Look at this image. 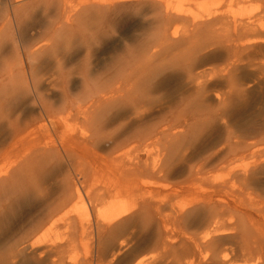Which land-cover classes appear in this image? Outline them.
<instances>
[{
    "label": "bare ground",
    "instance_id": "6f19581e",
    "mask_svg": "<svg viewBox=\"0 0 264 264\" xmlns=\"http://www.w3.org/2000/svg\"><path fill=\"white\" fill-rule=\"evenodd\" d=\"M236 1L237 10L204 13L195 0H0V264H113L134 230L140 241L115 263L151 248L175 255L172 264L190 246L201 264H231L227 250L258 255L248 239L264 235V112L252 111L244 87L249 68L262 67L264 27ZM137 17L139 34L95 63L96 46ZM182 113L186 128H172ZM59 117L76 146L57 145ZM104 126L123 135L109 146L129 148L113 181L91 192L72 179L84 170L73 160L103 141ZM173 168L200 189L205 177L209 190L169 213L168 187L147 179H169ZM89 212L98 237L82 227ZM173 223L184 227L177 243ZM81 245L96 246L95 258L71 255Z\"/></svg>",
    "mask_w": 264,
    "mask_h": 264
},
{
    "label": "rangeland",
    "instance_id": "374dc122",
    "mask_svg": "<svg viewBox=\"0 0 264 264\" xmlns=\"http://www.w3.org/2000/svg\"><path fill=\"white\" fill-rule=\"evenodd\" d=\"M197 3H198V5H200V7H199V11H203L204 9H206L207 11H203L204 13H214V11H215V13L216 12H218L220 9V11L221 12H223L224 10L225 11H231L233 8V10H237V8L236 7H238L237 6V1L236 0H231L232 2H233V4L230 2V0H195ZM226 1V2H225ZM228 1V2H227ZM242 1V0H241ZM205 2V3H204ZM251 2V3H250ZM188 3L187 2H185L184 3V5L186 6ZM192 4H194V3H191V6H194V5H192ZM202 5V6H201ZM222 5V6H221ZM224 6H227V7H225L224 8ZM236 6V7H235ZM245 6H248V7H246L245 8V11H249V13L251 14V15H256L257 16V18H259V19H256V16H255V18L253 19V22L257 25V26H260L261 28L262 27H264V0H247V2H245ZM227 8V9H226ZM202 9V10H201ZM216 9V10H215ZM217 9H219V10H217ZM247 9V10H246ZM212 10V11H211ZM224 11V12H225ZM261 17V18H260ZM261 19V20H260ZM141 22V23H140ZM262 23V24H261ZM139 24H140V27H139ZM143 25H144V20H142L141 18H135L134 20H132V21H130V22H128L126 25H123L122 27H120L121 29H119L117 32H115V34H113V35H111V37H109L107 40H105V42L104 43H102V44H100V45H97L96 46V50H95V55H94V57H93V60L95 61V63H101V61H102V59H103V61H105L107 58H109V56L114 52V50L119 46H121L122 45V43H124V41H126L127 39H129V38H131V36H133V35H135V34H139V32H140V30L142 29V27H143ZM32 33H34V31L32 32ZM264 58H262V59H260L261 61V63H262V67H260V69L258 70L259 72H254V70L253 69H250L249 68V72L251 73V74H249V78H247L246 79V83L245 84H247V86L245 85V89H246V87H247V89L248 90H250V92H252L253 94H255V98L251 101V105H252V111L253 112H258V110H259V112L261 111V112H264V60H263ZM102 61V62H103ZM262 69V70H261ZM258 73V74H257ZM75 83L77 84V78H74V80L72 81V86H74L75 85ZM28 108H29V111H32V109H31V107L30 106H28ZM26 109H27V107H26ZM235 110V109H234ZM111 112V111H110ZM112 113V112H111ZM111 115H114V112L111 114ZM185 113H182V114H179L178 115V117H176L170 124H171V126H172V128H178V127H181L183 124H184V128H186L185 126H186V121H185ZM112 117L113 116H111V119H112ZM115 117V116H114ZM72 120H73V118H72ZM105 121H109V119L108 118H106L105 117ZM184 121V122H183ZM72 122H74L75 123V125L77 124L76 123V120H73ZM127 122L128 123H130V121L129 120H127ZM74 123H72V124H74ZM79 123V122H78ZM57 128H56V133H57V145H59L60 146V148H62V150L63 149H65V148H63V147H65L64 145H65V143L66 144H69V145H71V146H76V144L78 143V142H75V143H73V141L71 142V140L69 139V132H68V125H69V122H66L63 118H61V117H59V119H58V121H57ZM109 124V123H108ZM173 124V125H172ZM82 125H84V124H79V125H77V126H80V127H82ZM77 126H74L76 129H77V131L79 130V132L81 133L82 132V130L84 129V127H83V129H80L79 127H77ZM88 127H86L85 129H87ZM108 128V127H107ZM105 128V126H104V130L106 129V130H108V131H110L111 130V128ZM110 129V130H109ZM117 130V128H113L112 130L114 131V130ZM120 129V128H119ZM122 129V128H121ZM90 129H88L87 131H89ZM101 131L99 134L101 135V137L103 138V141L100 143L99 142V145L98 146H96V147H93V145L91 144H89V145H87V147L89 148V150L87 151V150H85V152H84V149L83 150H79V153H80V156H78V158L79 159H76V160H73V162H74V165H76V162H77V164L78 165H76V167H78L79 166V164L83 167V169L85 170V171H87V172H83V174H85V175H83L82 173H80L81 171L80 170H82V168L80 167L79 169V171H77V172H79V173H77V172H75L74 173V175L72 174V179L74 180V181H78L77 180V177L79 178V180L81 181V183L83 182L84 184H83V186L86 188V190L88 191V190H90L91 188L93 189L91 192H93L94 190H96V189H94V188H96V187H98V188H104L106 185H108L109 183H111L112 181H113V179L118 175V173H117V169H118V167H117V165L118 164H120V159H118L119 157L121 158V155L123 154V153H126V151H127V149L129 148V147H123V146H119V145H117V146H115L114 144L112 145V147L111 146H109V142H111L112 140H113V138L116 136H118L117 138H115V140H116V144H119V143H121V141L120 140H123V135L122 136H119L118 135V131L120 132V130H118L117 131V133H115L116 131H114V134L112 135H110V136H112L111 138H109L108 137V139L109 140H107L106 139V141L107 142H105V140H104V136L106 137V134L105 135H103L106 131ZM112 130L110 131V133H113L112 132ZM107 131V132H108ZM122 131H123V129H122ZM106 132V133H107ZM176 132V131H175ZM90 133V132H89ZM92 133V132H91ZM90 133V134H91ZM109 133V132H108ZM107 133V134H108ZM120 133H122V132H120ZM85 134H86V132H85ZM90 134H88V132H87V134H86V136L87 137H89V136H91ZM81 135V134H80ZM89 135V136H88ZM99 135V136H100ZM115 135V136H114ZM121 135V134H120ZM108 136V135H107ZM107 138V137H106ZM120 139V140H119ZM117 140H119V141H117ZM65 141V142H64ZM90 146V147H89ZM113 146L115 147V149L117 148V150H119V153L117 152V150L116 151H114L115 149L113 148ZM86 147V148H87ZM92 147V148H91ZM108 147H110L109 148V150L110 151H114V152H117L116 154H119V155H116V154H113V153H110V151L108 150ZM113 148V149H112ZM121 148V149H120ZM61 150V151H62ZM91 150H93V151H91ZM105 150H108L107 151V153H106V151ZM112 151V152H113ZM89 152V153H88ZM108 152L110 153V154H108ZM121 152H123L122 154H121ZM143 154V152H139V154L140 155H142ZM106 154V155H105ZM116 155V156H115ZM108 156V157H107ZM115 157V158H114ZM117 157V158H116ZM112 158H113V160H112ZM85 161H87V162H85ZM101 161H102V163H101ZM89 162V163H88ZM90 162L91 163H93L92 164V168L94 169V171H93V169L91 168L90 169V167H91V165L89 166V165H87V164H90ZM103 162H105V163H103ZM112 162V163H111ZM114 162V163H113ZM87 163V164H86ZM1 165V164H0ZM117 168H116V167ZM1 168V167H0ZM86 169H88V170H86ZM110 169V170H109ZM174 170H172L171 172H170V174H168V176H169V179H166V180H163V179H158V178H155V177H151V178H149V179H147V180H149V181H151V183L149 184L152 188L151 189H154V188H158V187H168V189H169V195H170V198H169V195H168V198L166 199V212L168 211L169 213H171V211L173 212V209H177V208H179V207H184L186 204H191V202H192V200L196 197V195L198 196L201 192H203V191H205V188L207 189V190H209V185H207L208 184V181H207V179L205 178V177H201L202 178V180L201 181H205L204 183L206 184V186H204L205 184H202L203 186H204V189H200L201 188V186H200V188H199V185H200V183H197L198 182V180H196V178L194 179L193 177H191L189 180V183L188 182H186V183H184V168L182 169V170H178L179 171V173L180 174H176V172L175 171H177V170H175V168H173ZM84 170H82V171H84ZM177 171V172H178ZM90 172H91V174H90ZM96 172V173H95ZM100 173V174H99ZM88 174V175H87ZM98 174V175H97ZM87 175V176H86ZM91 175V176H90ZM82 176V177H81ZM99 176V177H98ZM85 177V178H84ZM97 177V178H96ZM112 177H114V178H112ZM264 177V176H263ZM203 178H205V179H203ZM84 179H86V180H84ZM94 179V180H93ZM186 179V178H185ZM193 179H194V181H193ZM84 180V181H83ZM93 180V181H92ZM145 180V179H144ZM146 180V181H147ZM187 180H188V178H187ZM187 180H185V181H187ZM160 181V182H159ZM166 181V182H165ZM87 182V183H86ZM157 182V183H156ZM177 182H179V183H177ZM191 182V183H190ZM195 182V183H194ZM80 183V182H79ZM181 183V184H180ZM158 184V185H157ZM190 185V186H189ZM87 186L88 187H90L89 189L87 188ZM143 186V185H142ZM194 188V189H189V188ZM172 191V192H171ZM174 191V192H173ZM198 192V193H197ZM258 194H260V193H258ZM257 194V195H258ZM244 197H246V198H248V196L246 195V196H244ZM85 199V198H84ZM120 200H122L123 202H128L129 201V198L128 197H124V198H121ZM85 201H86V199H85ZM87 202V201H86ZM170 207V208H169ZM171 207H173V208H171ZM169 210H171V211H169ZM169 213H167V214H169ZM86 217V216H85ZM84 217V218H85ZM86 218H88V221H83L82 222V227L83 228H87L88 229V231L90 232H92V234L93 235H91V236H89V237H98L97 236V226H96V223H97V219H96V214H94L93 212H89V215L86 217ZM100 223H103V222H101V221H99ZM99 223V224H100ZM81 224V223H80ZM80 224H79V226H80ZM115 224V223H114ZM176 227H175V226ZM178 224H176V223H173V228L175 229V230H173V233H172V236L174 237V240L176 241V243L179 241V239H181V238H184V227L182 226V225H178ZM100 226H102V227H100L99 228V230H100V232L102 231V232H105L106 230V227L104 226V225H100ZM109 226V225H108ZM107 226V227H108ZM182 227H183V229H182ZM172 228V229H173ZM263 229H264V227H262ZM183 231V232H182ZM180 232L182 233V234H180ZM99 235V234H98ZM142 236V233L140 234L137 230H134V231H132V233H129V234H127L125 237H121V240H120V243L122 242L123 244V249L119 252V256H118V259H116L114 262H113V264H117L118 263V261H119V258L120 257H122L123 259L125 258V259H127V257H128V250L130 249V248H132L133 246H136L137 244H138V242L140 241L139 239H137L136 237H141ZM189 235V234H188ZM128 237V238H127ZM178 237V238H177ZM251 237H253L252 239H251ZM256 237V238H255ZM262 237V236H261ZM261 237L260 236H256L255 234L253 235L252 234V236H250L249 237V239H248V242H250V246L253 244V245H255V246H253V247H255L256 248V246H257V249H258V252H257V256H256V254L254 255V258H253V256L250 258V260H248V261H246V260H243V259H237V258H233V255L230 253V250H227L228 252V255H229V258H231V261H230V263L231 264H257V263H260V261H261V259H262V261L261 262H264V257H263V254H264V235H263V237H262V240H261ZM125 239V240H124ZM133 239V240H132ZM258 240V241H257ZM260 240V241H259ZM125 242V243H124ZM129 244H128V243ZM256 242V243H255ZM257 242H259V243H257ZM263 243V244H262ZM263 246H262V245ZM80 246V245H79ZM78 246V248H76V251L75 250H73V252L71 251V255H73V256H76L77 254V256L76 257H79V258H81V257H83V256H81V255H85V253H88V256H89V254L90 253H92L93 255H92V257L94 256V258H95V253H96V246H93V249L94 250H91L92 248L91 247H89L88 246V249H90V251L87 249V252H85L86 251V249H85V247H83L82 245H81V247H79ZM132 246V247H131ZM40 247H44V245H42V246H40ZM259 247V248H258ZM260 247H262V249L260 248ZM125 248V249H124ZM198 247H193V246H190V249H191V254H189V257H185L184 256V258H182V262H183V260H184V262L182 263V262H180L181 264H190V262L192 261V260H194L195 258V260H194V264H201L200 262V258H197V255H198V252H197V249ZM80 250V252L78 251V250ZM85 249V250H84ZM152 249V250H151ZM151 249H148L147 251H145V253H143L142 255H140V257L138 258V262L136 261L135 263L137 264H172L171 262H173V258H175V255L174 256H172L171 258H162L161 257V255H163L162 253L160 254V252H158V251H155V249L153 250V248H151ZM259 249L261 250V252L259 251ZM84 250V252H82ZM76 253H75V252ZM89 251V252H88ZM149 251V252H148ZM153 253H152V252ZM82 252V253H81ZM73 253V254H72ZM197 253V254H196ZM260 253H262V254H260ZM159 254V255H158ZM196 255V256H194L193 258H191L190 260H188L189 258H190V256L191 255ZM223 254H225V253H223ZM127 256V257H126ZM158 256V257H157ZM261 256V258H259ZM65 259H67L68 260V258L66 257ZM158 259V260H157ZM163 259V260H162ZM260 259V261L258 262V260ZM154 262H153V261ZM162 260V261H161ZM234 260V261H233ZM254 260V261H253ZM257 260V261H256ZM165 261V262H164ZM171 261V262H170ZM190 261V262H189ZM200 261V262H199ZM115 262H117V263H115ZM135 263H133V264H135Z\"/></svg>",
    "mask_w": 264,
    "mask_h": 264
}]
</instances>
